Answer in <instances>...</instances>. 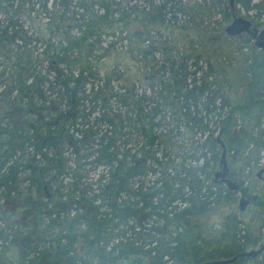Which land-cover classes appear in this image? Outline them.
<instances>
[{
    "label": "trees",
    "instance_id": "trees-1",
    "mask_svg": "<svg viewBox=\"0 0 264 264\" xmlns=\"http://www.w3.org/2000/svg\"><path fill=\"white\" fill-rule=\"evenodd\" d=\"M233 3L264 16V0ZM187 5L0 0V244L13 264L35 244L54 264H198L255 245L236 210L264 153V54L228 37L249 51L243 102L229 101L211 32L193 22L214 7L227 21L228 4ZM218 141L234 191L213 181Z\"/></svg>",
    "mask_w": 264,
    "mask_h": 264
},
{
    "label": "rangeland",
    "instance_id": "rangeland-1",
    "mask_svg": "<svg viewBox=\"0 0 264 264\" xmlns=\"http://www.w3.org/2000/svg\"><path fill=\"white\" fill-rule=\"evenodd\" d=\"M206 5H210L211 2L215 0H183L185 4H188L187 6H190L192 4H202V2ZM226 4H228V0H224ZM257 0H251V2H256ZM234 12L230 13V16L227 21H223L222 14L220 12L219 7H214L211 10L205 11L202 13L203 17H195L193 19L194 23L198 24V31L206 30L209 33V42L206 41L204 44V47L206 48V52L210 53L212 55V59L210 63L214 67V72L218 76L220 75V81L218 83L221 84L223 87V91L228 98L229 101H236V102H243V91H244V85L240 78V76L243 73V67L241 59L243 56H248L249 51L242 50V52H238L235 50V48L231 45V42L223 33L224 27L230 23L231 19L233 17H245L246 13L239 9L238 7H235L233 9ZM252 27L256 28L257 30H260L264 28V16L260 18V20L257 23H252ZM221 31L220 35H216L217 33ZM242 36H245L242 34ZM249 37L248 35H246ZM236 38V37H231ZM250 38V37H249ZM251 40V39H250ZM252 43V40L250 41V44ZM255 51L258 52V50L255 49ZM218 153H221V150H218ZM248 153V152H247ZM228 155L225 154L224 159L227 167L231 172L237 173V167L232 168L228 164ZM254 158L253 155H249L248 159L252 160ZM259 161L257 164V167L252 170L251 174H248L247 177L242 179V189L240 192L237 193V200L240 197H243L245 194H248L250 196H256L259 197V200L261 202H264V176L261 175V179H257L255 177V173L264 167L263 160H264V153H259ZM217 170V168H216ZM218 171V170H217ZM247 170L243 171V176L247 175L245 174ZM238 179V178H235ZM247 189L244 191V189ZM236 213L239 214L240 219L243 220L245 224L248 225L249 230V236L253 238H258L255 245L248 249H255L257 245L264 240V230H260L258 226H260V220H263L264 222V213L261 212V210L258 208V206L254 205L252 202H250L248 205H246L243 212H239L236 210ZM247 249V250H248ZM262 257H258V260L260 261Z\"/></svg>",
    "mask_w": 264,
    "mask_h": 264
},
{
    "label": "water",
    "instance_id": "water-1",
    "mask_svg": "<svg viewBox=\"0 0 264 264\" xmlns=\"http://www.w3.org/2000/svg\"><path fill=\"white\" fill-rule=\"evenodd\" d=\"M228 8L231 12H234V3L233 0H228ZM223 33L228 37H240L242 34L248 35L252 40V47L262 54H264V28L257 30L252 27V23L248 18L245 17H233L229 24H227ZM218 145L221 149L220 157L218 160V171L213 174V181L218 183H223L226 185V189L228 191H234L237 189V181L235 179V174L229 170L227 164L225 162V150L223 149L222 142L218 141ZM264 176V167L259 169L255 173V177L257 179H261V175ZM256 200V196H250L245 194L243 197H240L237 200V209L238 212H243L246 205L250 202H254ZM264 252V240L260 242L255 249H248L235 255L225 258V259H217L211 261H204L198 264H233L237 259H255L260 256ZM138 257L131 256L125 257L122 259L121 264H135ZM137 264V263H136Z\"/></svg>",
    "mask_w": 264,
    "mask_h": 264
},
{
    "label": "flooded vegetation",
    "instance_id": "flooded-vegetation-1",
    "mask_svg": "<svg viewBox=\"0 0 264 264\" xmlns=\"http://www.w3.org/2000/svg\"><path fill=\"white\" fill-rule=\"evenodd\" d=\"M33 241L34 240H32L30 242H33ZM0 246H1L0 247V264H13V262L11 260L7 259V253H5V251L7 250V247H6L7 244L4 242V243H1ZM2 246H4V248ZM16 246H18V245H16ZM39 249H41L40 244H35V248H34L33 253H23V252L19 253L18 260H17L16 264H54V261H55L54 258L56 256H54L53 254H49V253L48 254H45V253L39 254V252H38ZM137 257H138L137 260H139V261H136L137 264H148L147 259L144 255H138ZM124 258H122V259H124ZM122 259L117 264H121Z\"/></svg>",
    "mask_w": 264,
    "mask_h": 264
}]
</instances>
